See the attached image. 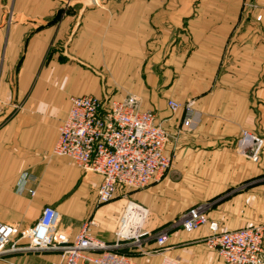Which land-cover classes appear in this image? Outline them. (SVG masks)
<instances>
[{"label": "crops", "instance_id": "obj_1", "mask_svg": "<svg viewBox=\"0 0 264 264\" xmlns=\"http://www.w3.org/2000/svg\"><path fill=\"white\" fill-rule=\"evenodd\" d=\"M86 1L0 0V221L29 226L53 206L59 232L73 237L92 218L91 234L107 243L124 216L152 233L199 203L223 230L264 224V147L257 163L236 150L242 129L264 138V0ZM126 94L172 134L174 158L160 180L98 203L101 175L52 154L57 126L70 96ZM170 99L194 100L190 126ZM23 171L35 177L27 184L34 195L17 186ZM208 232L176 228L163 254L178 264H221L203 242ZM143 242L157 247L152 237ZM120 251L144 264L162 257ZM59 258L15 251L0 264Z\"/></svg>", "mask_w": 264, "mask_h": 264}, {"label": "built area", "instance_id": "obj_2", "mask_svg": "<svg viewBox=\"0 0 264 264\" xmlns=\"http://www.w3.org/2000/svg\"><path fill=\"white\" fill-rule=\"evenodd\" d=\"M167 106L171 112L183 109L185 127L196 116L193 99L183 103L170 99ZM57 132L53 155L66 157L83 170L101 175L98 203L112 200L119 191L125 195L160 180L174 158L173 152L167 150L172 134L156 123L152 110L141 108V101L134 94L120 98L70 96L67 115L58 124ZM263 147V137L241 130L237 152L257 163ZM34 180L32 174L23 171L17 186L34 195L35 189L27 186ZM208 208V203L196 204L152 233L136 231L124 216L116 240L107 243L91 234L90 227L96 224L92 218L84 221L73 237L59 232V211L45 206L29 226L0 221V259L9 252L49 250L60 254L59 260L50 264H144L120 251L133 247L144 255L160 254V264H178L177 258L163 254L170 232L176 228L192 232L205 225L209 232L203 242L219 255L221 264H264V224L223 230L207 218ZM148 237L154 238L156 248L143 247Z\"/></svg>", "mask_w": 264, "mask_h": 264}, {"label": "rangeland", "instance_id": "obj_3", "mask_svg": "<svg viewBox=\"0 0 264 264\" xmlns=\"http://www.w3.org/2000/svg\"><path fill=\"white\" fill-rule=\"evenodd\" d=\"M122 203H123V208H125L127 202L126 201L125 202L123 201Z\"/></svg>", "mask_w": 264, "mask_h": 264}, {"label": "water", "instance_id": "obj_4", "mask_svg": "<svg viewBox=\"0 0 264 264\" xmlns=\"http://www.w3.org/2000/svg\"><path fill=\"white\" fill-rule=\"evenodd\" d=\"M86 2H87L88 4H90L91 0H87Z\"/></svg>", "mask_w": 264, "mask_h": 264}]
</instances>
